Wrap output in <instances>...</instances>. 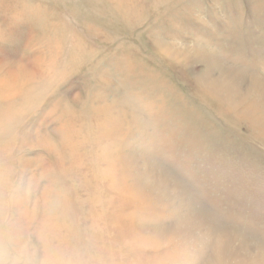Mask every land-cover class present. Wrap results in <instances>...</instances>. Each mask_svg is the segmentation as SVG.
Segmentation results:
<instances>
[{
  "label": "rangeland",
  "instance_id": "obj_1",
  "mask_svg": "<svg viewBox=\"0 0 264 264\" xmlns=\"http://www.w3.org/2000/svg\"><path fill=\"white\" fill-rule=\"evenodd\" d=\"M0 264H264V0H0Z\"/></svg>",
  "mask_w": 264,
  "mask_h": 264
}]
</instances>
